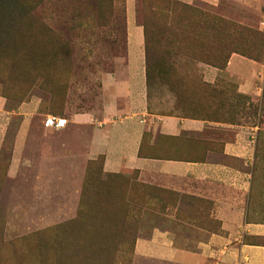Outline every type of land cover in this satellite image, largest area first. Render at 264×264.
<instances>
[{
  "label": "rangeland",
  "instance_id": "374dc122",
  "mask_svg": "<svg viewBox=\"0 0 264 264\" xmlns=\"http://www.w3.org/2000/svg\"><path fill=\"white\" fill-rule=\"evenodd\" d=\"M132 26L145 42L143 107L206 120L185 144L222 150L244 131L247 219L264 224V70L231 65L264 64V0H0V264H169L150 256L156 230L194 249L217 229L209 202L110 173L91 151L111 98H126L113 74L128 72ZM49 115L68 126L45 128Z\"/></svg>",
  "mask_w": 264,
  "mask_h": 264
},
{
  "label": "crops",
  "instance_id": "0c3cea01",
  "mask_svg": "<svg viewBox=\"0 0 264 264\" xmlns=\"http://www.w3.org/2000/svg\"><path fill=\"white\" fill-rule=\"evenodd\" d=\"M231 65L248 66L256 74L264 70V64L239 56L231 59ZM145 69L143 33L141 28L132 26L128 72L122 78L119 72L113 74L118 81L115 88L118 86L126 98L118 93L111 98L106 113L108 125L97 131L99 138L90 146L91 151L104 157V168L110 173L137 171L152 186L209 202L211 224L217 223V229L207 232V240L194 249L178 246L175 232L156 230L150 244L158 249L150 256L169 264H264V224L247 219L251 175L245 167L253 153L246 133L238 130L235 141L222 150L204 144H185L183 138L189 134H198L197 138L205 134L208 122L149 114L143 107L147 88ZM237 82L239 92L251 93L249 87L242 86V81ZM5 104L0 93V128L5 123ZM237 160L241 166L231 163ZM140 248L137 245L138 253Z\"/></svg>",
  "mask_w": 264,
  "mask_h": 264
},
{
  "label": "built area",
  "instance_id": "2783aa9c",
  "mask_svg": "<svg viewBox=\"0 0 264 264\" xmlns=\"http://www.w3.org/2000/svg\"><path fill=\"white\" fill-rule=\"evenodd\" d=\"M44 126L47 129L62 130L68 126V121L61 117L49 115L44 120Z\"/></svg>",
  "mask_w": 264,
  "mask_h": 264
}]
</instances>
